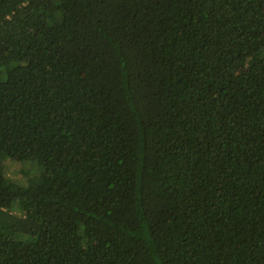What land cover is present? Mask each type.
<instances>
[{
    "label": "trees",
    "instance_id": "trees-1",
    "mask_svg": "<svg viewBox=\"0 0 264 264\" xmlns=\"http://www.w3.org/2000/svg\"><path fill=\"white\" fill-rule=\"evenodd\" d=\"M0 264H264V0H0Z\"/></svg>",
    "mask_w": 264,
    "mask_h": 264
},
{
    "label": "rangeland",
    "instance_id": "rangeland-1",
    "mask_svg": "<svg viewBox=\"0 0 264 264\" xmlns=\"http://www.w3.org/2000/svg\"><path fill=\"white\" fill-rule=\"evenodd\" d=\"M26 168L23 166L22 163H19V162H14V163H11L10 164V167L8 168L7 170V176L9 178L13 177L14 178V182L15 181H18L20 183L23 182L22 178H20L21 176H25L26 175ZM15 174H17V176H15ZM13 181H11L13 183Z\"/></svg>",
    "mask_w": 264,
    "mask_h": 264
}]
</instances>
